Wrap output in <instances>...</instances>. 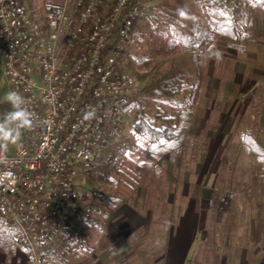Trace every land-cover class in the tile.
<instances>
[{
  "label": "built area",
  "instance_id": "2783aa9c",
  "mask_svg": "<svg viewBox=\"0 0 264 264\" xmlns=\"http://www.w3.org/2000/svg\"><path fill=\"white\" fill-rule=\"evenodd\" d=\"M151 6L44 0L32 8L29 0H0L2 74L15 113L23 109L31 121L12 153L0 148V220L33 256L58 244L86 212L90 166L131 140L127 108L144 83L127 52Z\"/></svg>",
  "mask_w": 264,
  "mask_h": 264
},
{
  "label": "rangeland",
  "instance_id": "374dc122",
  "mask_svg": "<svg viewBox=\"0 0 264 264\" xmlns=\"http://www.w3.org/2000/svg\"><path fill=\"white\" fill-rule=\"evenodd\" d=\"M162 1L152 0V4ZM41 4L42 1L34 2L32 8ZM251 12L254 42L245 45L240 53L227 45L228 39H217L216 51L205 56L204 83L192 117L182 122L187 134L206 133L207 148L198 149L196 160L186 166L160 155L156 170L113 212L106 227L93 226L88 235L82 233L89 249L83 248L85 257L71 264L81 263L91 254L103 259L109 251L102 246L107 243L108 226L116 229L120 223L129 221H134V229L128 231H135L133 235L140 241L134 247L138 251L143 247L146 254L143 260L140 254L136 264H153L155 258L161 257L159 264H165L167 247L174 237L187 238L194 252L188 258L204 264H230L234 254H243V264H254L256 253L264 252V162L246 153L239 138L242 130L256 128L261 130L264 143V7L257 4ZM153 30L146 15L133 29L127 55L137 76L141 71L134 69L133 55L151 54L153 46L161 44L159 34ZM13 113L15 108L9 99L0 62V129L5 136L0 140V148L7 153L13 152L15 143L22 137L23 127ZM130 141L119 143L90 166L85 176L90 200L111 190L110 178H115L112 166L119 157V147ZM127 155L135 156L130 150ZM95 200L99 202L98 198ZM84 226L80 224L76 231ZM2 228L5 231L0 229V243L19 248L20 238L8 231L7 226ZM42 248L44 252L52 249L62 252L58 244ZM65 256L69 261L70 257ZM169 258L176 260L175 253Z\"/></svg>",
  "mask_w": 264,
  "mask_h": 264
},
{
  "label": "trees",
  "instance_id": "16d2710c",
  "mask_svg": "<svg viewBox=\"0 0 264 264\" xmlns=\"http://www.w3.org/2000/svg\"><path fill=\"white\" fill-rule=\"evenodd\" d=\"M37 1L44 0L29 3L32 6ZM257 4L264 7V0H163L147 11V20L154 26L153 32L159 34L161 44L154 45L151 54L133 55L134 69L141 71L138 78L145 82L127 108L131 141L119 147V157L112 166V188L90 200L79 223L63 232L58 243L62 252H44L38 247L33 256L25 250L33 264H71L84 258L82 249L89 248L82 233L88 235L93 226L105 228L113 212L156 170L160 155L186 166L196 160L198 149L207 148L206 133L187 134L182 122L192 117L204 83L205 56L216 51L217 39H228L227 45L240 53L245 45L254 42L251 10ZM261 133L260 129L246 128L239 138L246 153L264 162ZM129 150L134 157L127 155ZM80 224L85 226L78 232ZM9 245L2 242L0 248L7 249Z\"/></svg>",
  "mask_w": 264,
  "mask_h": 264
},
{
  "label": "crops",
  "instance_id": "0c3cea01",
  "mask_svg": "<svg viewBox=\"0 0 264 264\" xmlns=\"http://www.w3.org/2000/svg\"><path fill=\"white\" fill-rule=\"evenodd\" d=\"M120 224L116 227V229L115 227H112L113 229H111L108 226L106 230L107 236L105 240H107V243L105 245L102 244V246L104 247V249H109V251L104 256L103 259L102 258L100 259L99 256H95L91 254L88 255V257H86L81 263H76V264H136L135 261L136 260L139 261L140 254H143L144 252H142L143 247H141L142 249L140 248L141 251H138L139 248L134 247L135 244L137 243L140 244V241L136 238L135 235H133L135 231L133 232L128 231L129 229H134L133 228L134 221L122 222ZM113 230H117V231H113ZM11 231L13 232V234H16L17 236L19 235L14 229H12ZM18 237L20 238L21 241V243L19 244V248L14 247L10 243L7 249L0 248V264H33L32 261L30 260L29 254L25 251L28 249L23 244L21 237L20 236ZM10 241L12 240L10 239L9 242ZM190 243L191 242L187 238H182V237L172 238L167 247L165 264H204L201 263L198 259L190 260L188 258L190 256V253L191 254L194 253L192 252V246L190 245ZM22 245L24 246V248L22 247ZM169 251H170V255L172 253H175L176 260L169 258L170 257ZM256 254H255L256 258L254 259L255 261L254 264H264V252L261 254L260 253H256ZM142 257H143L142 260L146 258V254H143ZM161 261H162V257L161 259L155 258L153 264H159V262ZM231 261L230 264L231 263L243 264L244 256L243 254L242 255L234 254V256H232Z\"/></svg>",
  "mask_w": 264,
  "mask_h": 264
},
{
  "label": "clouds",
  "instance_id": "9594fccd",
  "mask_svg": "<svg viewBox=\"0 0 264 264\" xmlns=\"http://www.w3.org/2000/svg\"><path fill=\"white\" fill-rule=\"evenodd\" d=\"M11 96H16L15 93L10 94ZM17 99H19V97H16ZM14 116L15 119L19 120L20 127H29L31 124V121L29 119V113H27L25 110L21 109L19 112L13 113L12 114ZM12 133L11 131L8 132V138H11ZM5 139L4 136V130L0 129V140Z\"/></svg>",
  "mask_w": 264,
  "mask_h": 264
}]
</instances>
